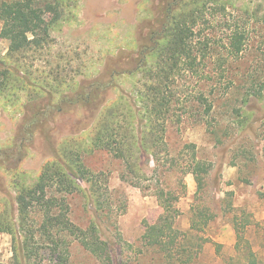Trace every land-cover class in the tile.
<instances>
[{
  "label": "rangeland",
  "instance_id": "rangeland-1",
  "mask_svg": "<svg viewBox=\"0 0 264 264\" xmlns=\"http://www.w3.org/2000/svg\"><path fill=\"white\" fill-rule=\"evenodd\" d=\"M34 2L49 16L51 9L46 6L53 0ZM61 2L62 20L50 28L43 48L19 60L30 76L25 78L37 89L15 78L5 96L0 97V151L10 155L6 161L0 160L1 220L12 223L7 217L8 209L18 227L15 185L31 187L47 164L56 162V156H65L73 164L80 161L90 173L102 175L99 182L103 207L99 215L87 197L89 186L78 181L80 190L67 198L70 220L83 230L97 222L102 239L115 245V254L123 264H138L139 259L140 264H151V256H140L138 250L144 231L162 213L154 191L143 192L122 182L126 171L122 161L107 152L92 151V138L105 115L116 106L128 115L145 93L151 80L148 69L157 63L152 52L158 46V22L164 17L167 2ZM246 9L251 11L250 16L239 12ZM236 25L243 26L248 36L240 60L231 58L228 52L229 37ZM1 29L0 22V33ZM196 30H202L200 42L209 41L211 51L202 60L205 54L197 45L195 55L197 52L200 59L196 72L181 71L168 82L173 105L166 125V145H161L166 165L158 173L166 174L173 167L175 172L182 171L190 160L189 151L183 148L195 145L198 159L213 168L205 195L199 201L194 177L185 175L187 193L178 203L181 217L177 228L188 231L192 210L209 208L216 219L203 235L210 243L202 244L197 262L232 264L229 259L235 257L237 242L233 221L239 226L250 222L246 238L264 264V99L242 103L248 88H264V0H233L225 13L208 12L205 24ZM8 51L9 43L0 38V56L6 58ZM32 122L36 124L30 125ZM29 125L35 126L31 134L26 133ZM142 162L146 176L141 181L143 187H153L160 176L153 174L151 158L144 157ZM168 176L165 180H169ZM175 176L170 181L173 188ZM35 213L32 219L38 222V211ZM7 228L8 224L0 233V264H9L14 258V238ZM16 233L17 240L22 241ZM64 239L70 242L66 264H96L75 240L61 238ZM40 240L37 235L35 242L45 245ZM201 243L194 241L196 245ZM213 244L222 246L219 255ZM40 258L35 257L33 262L55 264Z\"/></svg>",
  "mask_w": 264,
  "mask_h": 264
},
{
  "label": "trees",
  "instance_id": "trees-1",
  "mask_svg": "<svg viewBox=\"0 0 264 264\" xmlns=\"http://www.w3.org/2000/svg\"><path fill=\"white\" fill-rule=\"evenodd\" d=\"M53 1L54 3L46 6L51 9L47 16L46 11L38 7L34 0H0V22L2 23L0 38L9 43L6 58L0 56V97L5 96L4 92L15 82V78L20 79L28 88L37 89V85L29 83L26 79H30V76L23 71L24 68L19 60L28 52L42 49L49 37L50 28L62 20L63 13L60 8L63 2ZM164 1L167 2L165 14L158 22L160 32L156 34L158 46L152 52L157 63L153 69H148L151 76L150 83L146 86L145 93L135 101V106L129 107L128 115L124 109L116 106L113 111L104 116L92 138V151H104L114 159L122 161L126 170L121 176L122 182L143 192L151 189L154 191L162 213L157 222L149 226L141 236L138 255L143 257L150 255L151 264H198V257L204 248L202 244L210 243L209 238H203V235L215 221L216 216L209 208H203L204 210L196 208L192 210L189 230L182 232L177 228V221L181 217L178 203L187 193L184 182L187 174H191L197 184V201L203 198L207 178L213 166L198 159L195 145H186L183 150L189 151L190 160L184 164L182 171L175 172L173 167L166 174L158 173L162 170L161 166L166 165L162 158L161 145H166V125L173 105L171 96L168 94L170 88L168 82L181 71L196 72L197 62L200 59L196 56L197 52L195 55L197 45L202 46L200 49L205 54L202 60L206 59L209 50L211 51L209 41L200 42L202 30L196 29L205 24L208 12L213 10L225 13L233 0ZM215 7L220 10H214ZM239 12L246 16L251 14L248 9L239 10ZM196 40L199 42H195ZM229 41L230 57L240 60L248 41L243 26L236 25L233 28ZM7 60L10 61L7 63ZM38 89L44 91L42 88ZM252 99H264L262 86L248 88L243 94L242 103L248 104ZM60 102L63 103L61 100ZM51 107L56 111V105L53 104ZM211 109L212 105L209 106L208 111L210 112ZM35 124L32 122L30 125ZM32 127L35 126L27 128V134L33 132ZM262 134L264 137V121ZM8 156H10L8 151H0L1 161H6ZM144 157L151 158L149 164L155 165L153 174L160 176L159 179L154 180L156 183L153 187H143L141 182L146 178L142 162ZM55 159L56 162L47 164L43 168L40 177L31 187L15 185L18 190L15 201L19 215L18 227L8 209H6L7 217L12 220V223L2 221L0 216V233L5 230L3 226L8 224L7 233L14 238V258L9 264H36L37 260L33 262L35 257H41L40 261L46 258L55 264H66L70 259V242L61 240L62 237L75 240L95 260L96 264H123L119 256L115 254V245L102 239L97 222H93L86 230H83L69 218L67 198L80 190L78 181L89 186L87 197L99 215L103 207L99 182L102 175L90 173L79 163L80 161L73 164L65 156H56ZM172 175H176V188H173L170 183ZM166 176L169 180H165ZM131 177H134V180H130ZM162 179H164L163 182ZM55 194L60 196L57 197ZM35 210L40 217L38 222L32 219L36 214ZM228 212L232 213L230 210ZM251 226L250 222L239 226L234 219L233 227L237 242L234 247L235 257L229 259L232 264L234 262L235 264H261L258 253L254 251L252 243L246 238ZM16 232H19L22 241L17 240ZM37 235L45 241V245L35 242ZM195 240L203 243L196 245ZM213 245L219 255L222 246ZM42 248L45 249L42 250ZM40 253L43 256H39ZM122 253L123 251L120 250V254Z\"/></svg>",
  "mask_w": 264,
  "mask_h": 264
}]
</instances>
